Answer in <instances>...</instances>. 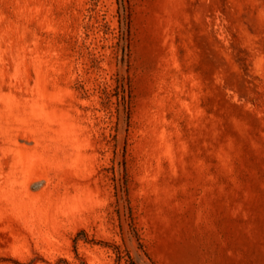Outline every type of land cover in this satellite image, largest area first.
Wrapping results in <instances>:
<instances>
[{"label": "rangeland", "instance_id": "rangeland-1", "mask_svg": "<svg viewBox=\"0 0 264 264\" xmlns=\"http://www.w3.org/2000/svg\"><path fill=\"white\" fill-rule=\"evenodd\" d=\"M0 264H264V0H0Z\"/></svg>", "mask_w": 264, "mask_h": 264}]
</instances>
